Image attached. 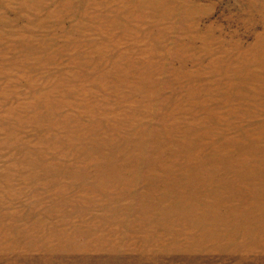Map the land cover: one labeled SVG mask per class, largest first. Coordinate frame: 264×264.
<instances>
[{
	"label": "rangeland",
	"instance_id": "obj_1",
	"mask_svg": "<svg viewBox=\"0 0 264 264\" xmlns=\"http://www.w3.org/2000/svg\"><path fill=\"white\" fill-rule=\"evenodd\" d=\"M0 264H264V0H0Z\"/></svg>",
	"mask_w": 264,
	"mask_h": 264
}]
</instances>
